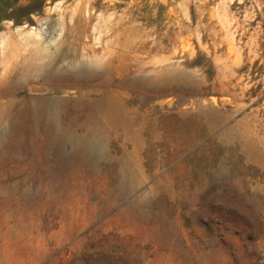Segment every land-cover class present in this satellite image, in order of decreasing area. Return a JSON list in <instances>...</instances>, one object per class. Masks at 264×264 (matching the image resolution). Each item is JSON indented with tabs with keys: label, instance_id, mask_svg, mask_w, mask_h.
I'll return each mask as SVG.
<instances>
[{
	"label": "rangeland",
	"instance_id": "obj_1",
	"mask_svg": "<svg viewBox=\"0 0 264 264\" xmlns=\"http://www.w3.org/2000/svg\"><path fill=\"white\" fill-rule=\"evenodd\" d=\"M62 39L81 84L27 79ZM108 94L125 123L97 163L13 139L9 100L54 98L71 129ZM0 136V264H264V0H0Z\"/></svg>",
	"mask_w": 264,
	"mask_h": 264
},
{
	"label": "bare ground",
	"instance_id": "obj_2",
	"mask_svg": "<svg viewBox=\"0 0 264 264\" xmlns=\"http://www.w3.org/2000/svg\"><path fill=\"white\" fill-rule=\"evenodd\" d=\"M77 21H79V18ZM66 45L65 39L60 41L53 40L44 48H36L30 61H19L18 67L23 71L27 79L29 77L39 78L48 75L53 77L55 84H81V78L88 75L85 70V62L71 60L65 68L53 70L52 66L55 64L56 57L67 49ZM43 60L44 62L42 63ZM168 75L171 76L170 74ZM33 89L34 91H44L43 88L35 87ZM17 102L18 100L15 98L7 102L8 108L11 107L8 109L10 114L8 123L10 126L13 125V139L15 142L19 141L18 143L25 147L40 146L49 152L59 148L65 149L66 146L70 147L71 152L66 154L67 161L62 164L63 166L73 162L74 156H77L83 162L92 159L93 162L97 163L98 158H95V156L103 154L105 150L103 139L109 134L117 133L121 124L125 123L122 119L123 111L115 94L105 95L99 101L84 103L83 107L85 110L80 111L81 118H75L76 120L72 122L75 125L71 129L67 128L69 124H65V119L62 121L63 117L62 119L60 118L59 110L56 109V99L45 98L40 103H33L29 107L27 105L25 107L21 106L17 111H11ZM58 106L60 105L58 104ZM14 115L17 116L16 119H12ZM62 125L65 129H63ZM239 135L238 125L230 127L220 135L219 140L224 147L223 152H221V159L225 162L233 161L232 144L235 140L237 141ZM2 141L3 138L0 136V154H4L12 147ZM237 142L241 148L248 149L247 141ZM119 166L120 173L123 177H126L128 167L125 161H122ZM166 179H168V175L163 178V180ZM163 180L152 187V192L163 193ZM128 182L130 183L129 185L120 186V192L137 187L141 181L140 179L132 178ZM167 195H172V193H167ZM191 220L194 222L195 219L192 218Z\"/></svg>",
	"mask_w": 264,
	"mask_h": 264
}]
</instances>
